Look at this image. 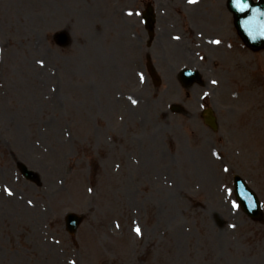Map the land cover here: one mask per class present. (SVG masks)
<instances>
[{
    "label": "rangeland",
    "instance_id": "rangeland-1",
    "mask_svg": "<svg viewBox=\"0 0 264 264\" xmlns=\"http://www.w3.org/2000/svg\"><path fill=\"white\" fill-rule=\"evenodd\" d=\"M151 1L0 0V264H264V217L243 214L232 187L239 173L264 201V54L250 55L246 122L240 112L232 129L224 110L214 133L198 89L163 78L145 90L134 59L113 56L128 44L112 39L130 28L121 14ZM155 1L163 28L198 3ZM62 30L66 47L53 40ZM67 212L86 216L74 236Z\"/></svg>",
    "mask_w": 264,
    "mask_h": 264
},
{
    "label": "water",
    "instance_id": "water-1",
    "mask_svg": "<svg viewBox=\"0 0 264 264\" xmlns=\"http://www.w3.org/2000/svg\"><path fill=\"white\" fill-rule=\"evenodd\" d=\"M233 5L235 7H244L243 10H239V15L242 16L247 7H249L250 12V24H259L261 30L264 31V0L259 4H254L251 0H233Z\"/></svg>",
    "mask_w": 264,
    "mask_h": 264
},
{
    "label": "snow or ice",
    "instance_id": "snow-or-ice-1",
    "mask_svg": "<svg viewBox=\"0 0 264 264\" xmlns=\"http://www.w3.org/2000/svg\"><path fill=\"white\" fill-rule=\"evenodd\" d=\"M189 2H190V3H194L195 0H189ZM214 43H219V41H214ZM133 103H135V101H133ZM136 232H137V234H140V229L137 228V229H136Z\"/></svg>",
    "mask_w": 264,
    "mask_h": 264
},
{
    "label": "flooded vegetation",
    "instance_id": "flooded-vegetation-1",
    "mask_svg": "<svg viewBox=\"0 0 264 264\" xmlns=\"http://www.w3.org/2000/svg\"><path fill=\"white\" fill-rule=\"evenodd\" d=\"M227 42H228V44L230 45V47H232V45H233L232 38H228Z\"/></svg>",
    "mask_w": 264,
    "mask_h": 264
}]
</instances>
